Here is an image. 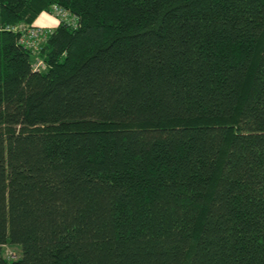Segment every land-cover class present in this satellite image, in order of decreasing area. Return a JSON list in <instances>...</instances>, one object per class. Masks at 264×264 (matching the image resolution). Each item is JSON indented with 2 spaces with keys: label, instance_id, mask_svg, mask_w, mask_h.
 I'll list each match as a JSON object with an SVG mask.
<instances>
[{
  "label": "trees",
  "instance_id": "1",
  "mask_svg": "<svg viewBox=\"0 0 264 264\" xmlns=\"http://www.w3.org/2000/svg\"><path fill=\"white\" fill-rule=\"evenodd\" d=\"M0 264H264V0H0Z\"/></svg>",
  "mask_w": 264,
  "mask_h": 264
},
{
  "label": "rangeland",
  "instance_id": "2",
  "mask_svg": "<svg viewBox=\"0 0 264 264\" xmlns=\"http://www.w3.org/2000/svg\"><path fill=\"white\" fill-rule=\"evenodd\" d=\"M43 15V16H41ZM57 16L58 19H57ZM42 17H45L46 19L48 18L50 21H52V18L51 17H55L58 22H59V19L62 18V19H66V15L65 13L63 12H59L58 14H49V13H46V12H42V14H40V17L38 16L37 19L35 20L36 23H34V28L37 29V30H40L42 31V35L43 36H46L47 33L51 32L54 28H56L58 25H53V24H49V21L47 19V23H46V19L42 21ZM59 24V23H58ZM41 25V26H39ZM18 29L20 30V27H18ZM28 29V28H27ZM24 32V31H22ZM25 33V32H24ZM45 40V38H44ZM41 41L40 43H38L39 45L37 46H33V52L35 54H33L34 58H33V62L34 63H37L38 61H41L42 62V69H44V62L43 60L39 59V58H36L37 57V54H38V50L40 48V46L42 45V43L44 42ZM3 256L7 259V260H11V259H16L20 256V249L17 247V246H13V245H4L3 246Z\"/></svg>",
  "mask_w": 264,
  "mask_h": 264
},
{
  "label": "built area",
  "instance_id": "3",
  "mask_svg": "<svg viewBox=\"0 0 264 264\" xmlns=\"http://www.w3.org/2000/svg\"><path fill=\"white\" fill-rule=\"evenodd\" d=\"M59 12H62L61 10H58L57 8H54V13L58 14ZM20 31L25 32V44L32 48L33 46L35 47L36 45L38 46L41 41L44 40L45 36L42 35V31L37 30L35 28H28L25 29L23 27H20ZM34 70H41L42 69V62L38 61L37 63L33 64Z\"/></svg>",
  "mask_w": 264,
  "mask_h": 264
},
{
  "label": "crops",
  "instance_id": "4",
  "mask_svg": "<svg viewBox=\"0 0 264 264\" xmlns=\"http://www.w3.org/2000/svg\"><path fill=\"white\" fill-rule=\"evenodd\" d=\"M42 14V13H41ZM41 16H43V15H41ZM39 17H40V15H39ZM52 18V21H50L48 18V21H49V24H55V25H58V20L55 18V17H51ZM46 18L45 17H42V21L43 20H45ZM47 19H46V23H47ZM34 23H36V22H34ZM33 26H34V24H33ZM39 26H41V25H39Z\"/></svg>",
  "mask_w": 264,
  "mask_h": 264
}]
</instances>
